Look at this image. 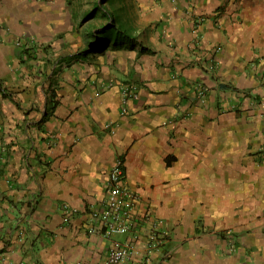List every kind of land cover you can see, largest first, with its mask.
<instances>
[{"label": "crops", "instance_id": "0c3cea01", "mask_svg": "<svg viewBox=\"0 0 264 264\" xmlns=\"http://www.w3.org/2000/svg\"><path fill=\"white\" fill-rule=\"evenodd\" d=\"M66 7L0 0V264H104L86 229L117 160L141 197L113 237L129 264H264V0L123 2L116 38ZM153 227L169 241L146 262Z\"/></svg>", "mask_w": 264, "mask_h": 264}, {"label": "built area", "instance_id": "2783aa9c", "mask_svg": "<svg viewBox=\"0 0 264 264\" xmlns=\"http://www.w3.org/2000/svg\"><path fill=\"white\" fill-rule=\"evenodd\" d=\"M196 89L199 96H203L205 89L199 85ZM138 96L137 88L134 85L124 86L121 92V101L123 105ZM125 110V109H124ZM123 163L117 160L108 173L106 182L107 197L100 209L91 212V221L93 225L87 226L86 231L89 234H100L104 239H111L109 254L104 264H129L133 254H137L135 244L130 241H120L113 239L117 235H126L130 231L137 229L139 215L137 205L141 197L139 193L128 189L124 184ZM66 213L69 212L65 210ZM147 219L149 217H146ZM139 238L135 236V242ZM169 241V235L166 230L153 227L145 235L144 261H149L152 254L158 252ZM139 263V262H138ZM76 264H83L78 261ZM141 264V261H140Z\"/></svg>", "mask_w": 264, "mask_h": 264}, {"label": "rangeland", "instance_id": "374dc122", "mask_svg": "<svg viewBox=\"0 0 264 264\" xmlns=\"http://www.w3.org/2000/svg\"><path fill=\"white\" fill-rule=\"evenodd\" d=\"M101 1L102 0H55V2H60V3L64 2L67 5V7L64 8L65 10H63V13L65 14L64 15L65 21L66 20L68 22L72 21L75 26L77 25V28H79L82 25V23L83 24L85 23L84 25H86V24L89 25V30H90L93 38H95V36H96L93 34L95 32V30H98L101 27L103 28L104 25H106L110 22L111 18L107 15H109L110 14L109 12H111V11H112L114 16L117 15L116 18L118 20V23L122 24L123 27L128 24L127 20L123 19L122 18L123 16H121V14L123 15V12H125V10L120 9V7L122 6L123 2L127 4L131 0H112V1L103 2V3H101ZM77 6H79L80 9H82L81 14L83 13L84 14L83 16H80L79 14L76 15L74 12H72L73 10H71V9L72 8L74 9ZM104 8L109 12L106 13L104 11ZM91 11H93L94 13L90 17V19H87L88 15ZM126 12H127V10H126ZM105 34H107V36H109V37H115L116 38L120 33L117 30V28L114 27V28H111L110 30H107V32H105ZM56 35L58 36V35H60V33H57ZM17 45H20V44H17ZM14 46H15V44H14ZM17 48L21 49L20 46H18ZM216 65H217V63L213 59L209 63H207V67L209 69H212V70H213V68L216 67ZM255 65H256V63L253 64V67H255ZM199 85H201L205 89L206 94H204L202 97L199 96L197 94V91H196V89L199 88L198 87ZM194 88H195V92L197 94V97L202 102V104L205 105L206 101H207V92H208L207 87L205 88L202 83H199ZM137 93H138V90H137ZM239 94H240V96H244L243 92H241ZM249 96H251V94ZM251 100H258V98H256V95H253ZM253 254H254V252H253ZM248 256L250 257L248 259L253 261L254 257H252V254L249 253Z\"/></svg>", "mask_w": 264, "mask_h": 264}, {"label": "trees", "instance_id": "16d2710c", "mask_svg": "<svg viewBox=\"0 0 264 264\" xmlns=\"http://www.w3.org/2000/svg\"><path fill=\"white\" fill-rule=\"evenodd\" d=\"M108 1H112V0H102L101 1V3H103V2H108ZM104 11L107 13V12H109V11H107L105 8H104ZM93 11H91L90 13H89V15H88V17H87V19H90V17L93 15ZM110 14L109 15H107V16H109L110 18H111V20H110V22L108 23V24H106V25H104V27L102 28H99L98 30H95V32L93 33L94 35H96V37H102V36H105V35H107V34H105V32H107V30H110L111 28H114V26H115V16L113 15V13H112V11L111 12H109ZM100 39V38H99ZM105 38H102V40L100 41V44H98V46L97 47H95L96 49L95 50H99V49H101L102 48V45H103V40H104Z\"/></svg>", "mask_w": 264, "mask_h": 264}]
</instances>
